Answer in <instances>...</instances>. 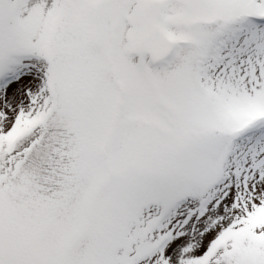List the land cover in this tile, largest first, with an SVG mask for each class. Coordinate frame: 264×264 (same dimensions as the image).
Here are the masks:
<instances>
[{"label": "snow or ice", "instance_id": "6c2138e0", "mask_svg": "<svg viewBox=\"0 0 264 264\" xmlns=\"http://www.w3.org/2000/svg\"><path fill=\"white\" fill-rule=\"evenodd\" d=\"M0 264H264V0H0Z\"/></svg>", "mask_w": 264, "mask_h": 264}]
</instances>
